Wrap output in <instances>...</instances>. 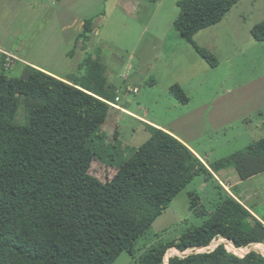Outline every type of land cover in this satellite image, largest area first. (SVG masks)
<instances>
[{"label":"trees","instance_id":"16d2710c","mask_svg":"<svg viewBox=\"0 0 264 264\" xmlns=\"http://www.w3.org/2000/svg\"><path fill=\"white\" fill-rule=\"evenodd\" d=\"M240 1L181 0L175 27L194 45L200 31L222 22ZM94 32V19H86L78 41L88 43ZM252 35L264 41V21ZM78 73L57 78L28 65L24 78L0 73V264H114L123 252L134 256L137 240L198 176L214 185L213 210L191 192L190 210L203 223L188 225L178 239L159 241L136 264H166L171 249L185 253L217 239L232 241L226 243L232 251L251 245L264 251V223L213 174L234 168L247 180L263 173L264 138L205 164L177 137L144 123L150 139L102 182L91 174L99 160L93 138L122 111L107 103L118 96L92 55ZM171 93L189 103L180 85ZM21 107L24 125L16 123ZM169 264H264V255L240 257L220 244L210 252L171 257Z\"/></svg>","mask_w":264,"mask_h":264},{"label":"rangeland","instance_id":"374dc122","mask_svg":"<svg viewBox=\"0 0 264 264\" xmlns=\"http://www.w3.org/2000/svg\"><path fill=\"white\" fill-rule=\"evenodd\" d=\"M179 1L0 0V73L24 78L28 65L69 79L79 75V65L90 54L102 65L123 109L173 131L206 163L245 151L264 138V41L252 35V29L264 21V0L240 1L222 22L200 31L193 38L195 46L175 27ZM86 19H94L95 25L88 43L78 41ZM177 84L189 103H181L171 93ZM129 115L111 117L93 138L99 160L91 174L102 182L110 181L133 151L150 139L145 125ZM25 122L21 107L16 123ZM225 171L233 176L226 177ZM222 172L218 176L232 193L264 215V174L236 184V169ZM193 191L201 195L207 210H213L214 185L198 176L147 236L137 240L134 256L123 252L114 264H136L159 241L178 239L188 225H201L204 220L190 210ZM245 192L252 193L248 201ZM224 242L217 239L211 243L214 247L185 253L171 249L165 262L213 251ZM250 251L264 255L258 245L235 250L238 256L245 252L242 257Z\"/></svg>","mask_w":264,"mask_h":264},{"label":"crops","instance_id":"0c3cea01","mask_svg":"<svg viewBox=\"0 0 264 264\" xmlns=\"http://www.w3.org/2000/svg\"><path fill=\"white\" fill-rule=\"evenodd\" d=\"M2 53H4V55H7L8 57L9 56H11L12 58L14 57L15 58V56L14 55H12L11 53H8V52H2ZM48 72V71H47ZM53 75V74H52ZM54 76H56V75H54ZM57 78H59V76H57ZM124 111H125V113H126V115H129V114H131V115H134L135 117H133V116H131V117H133V118H135V119H137L138 121H140V122H142L143 124L144 123H147V124H150V125H153V126H155V127H158V128H160V129H163V130H165V131H167V132H169V133H171L172 135H174L175 137H177L180 141H182L183 143H185L205 164H206V162H205V160L202 158V156L193 148V147H191L187 142H185L182 138H180L176 133H174L173 131H171V130H168V129H165V128H163V127H161V126H159V125H157V124H155V123H152V122H150V121H147V120H145V119H143V118H140V117H138V116H136L135 114H132V113H130L127 109L125 110L124 109ZM123 112V111H122ZM124 113V112H123ZM130 116V115H129ZM224 171V170H223ZM222 172V171H221ZM221 172H219V173H221ZM218 173V174H219ZM222 173H225V175H226V177H228V178H231L230 176H233V174L231 173V172H222ZM213 174H214V176L218 179V180H221L220 178H219V176H218V174H215L214 172H213ZM262 174H264V172L263 173H261V174H258V175H256L257 177L259 176V175H262ZM239 176V175H238ZM239 179H237V181H238V183H236V184H240V183H243V182H245V181H247V180H242L241 178H240V176L238 177ZM222 181V180H221ZM237 181H235V182H237ZM224 182V181H223ZM230 191H231V187H230ZM231 193H232V191H231ZM255 194V193H254ZM232 195L237 199V200H239L243 205H246V206H248L245 202H243L239 197H237L235 194H233L232 193ZM243 196H245V200L246 201H248L250 198H251V196H252V193H247V192H245V194L243 195ZM249 207V206H248ZM249 208H251L252 209V213H253V215L255 216V217H257L260 221H262L263 223H264V215L262 214V213H259V211L258 210H256V209H254V208H252V207H249ZM240 257H241V255H240Z\"/></svg>","mask_w":264,"mask_h":264},{"label":"built area","instance_id":"2783aa9c","mask_svg":"<svg viewBox=\"0 0 264 264\" xmlns=\"http://www.w3.org/2000/svg\"><path fill=\"white\" fill-rule=\"evenodd\" d=\"M136 91V90H135ZM119 102H120V98L118 97L117 99H116V101L115 102H108L107 101V103L109 104V105H111L112 107H114V108H116V109H118V110H120V111H123V112H125L124 111V109L119 105ZM219 182H220V184H221V186L230 194V195H232V193H231V191H230V186L228 185V184H226L225 182H223V181H221V180H218ZM233 196V195H232ZM227 241H229V240H227ZM229 242H231L232 244H233V242L232 241H229ZM225 245V244H224ZM227 245V244H226ZM225 245V247L227 248V250L228 251H230V252H233V253H235V254H237L235 251H232V250H230L229 248H228V246H226ZM234 245V244H233ZM235 247V246H234ZM236 248V247H235ZM242 257V256H241Z\"/></svg>","mask_w":264,"mask_h":264},{"label":"water","instance_id":"95a60500","mask_svg":"<svg viewBox=\"0 0 264 264\" xmlns=\"http://www.w3.org/2000/svg\"><path fill=\"white\" fill-rule=\"evenodd\" d=\"M248 254V253H247ZM244 257V256H243ZM167 264H169V259L167 260Z\"/></svg>","mask_w":264,"mask_h":264},{"label":"bare ground","instance_id":"6f19581e","mask_svg":"<svg viewBox=\"0 0 264 264\" xmlns=\"http://www.w3.org/2000/svg\"><path fill=\"white\" fill-rule=\"evenodd\" d=\"M224 243H227L228 244V242H224Z\"/></svg>","mask_w":264,"mask_h":264}]
</instances>
